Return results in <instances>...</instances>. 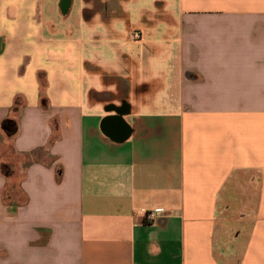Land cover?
Listing matches in <instances>:
<instances>
[{"label": "crops", "instance_id": "1", "mask_svg": "<svg viewBox=\"0 0 264 264\" xmlns=\"http://www.w3.org/2000/svg\"><path fill=\"white\" fill-rule=\"evenodd\" d=\"M93 1L0 0V264H264V0Z\"/></svg>", "mask_w": 264, "mask_h": 264}, {"label": "rangeland", "instance_id": "2", "mask_svg": "<svg viewBox=\"0 0 264 264\" xmlns=\"http://www.w3.org/2000/svg\"><path fill=\"white\" fill-rule=\"evenodd\" d=\"M51 1L53 0H43V4L47 5L50 4ZM94 1L93 0H74V10L73 11L75 14L77 13L79 18H80V25L76 26V23L74 22L75 18L74 15L72 16H62L61 14H58V22L56 23L58 29H62L65 32H69V34H75L78 36L82 42H83V51L86 53L87 51V43L88 41L90 42L89 38L87 37L88 34H90V28L89 24H87V16L85 13V9L87 8H94ZM164 3L166 6H173L176 4V0H131L130 1V6H128V9L131 11L132 16V23L135 25L132 28H129L128 30H131L130 32L128 31L125 32L126 38H130V40L134 41V38L136 37V34H139V24H142L145 19H159L161 18V15L163 14L164 11L159 9V4ZM168 8V7H167ZM165 13V12H164ZM98 16H95L93 18L92 22H95L97 20ZM51 22V21H49ZM55 24V22H53ZM139 23V24H138ZM138 24V25H137ZM92 25V24H91ZM99 28L96 27L95 30ZM158 30V29H157ZM145 33V32H144ZM100 35L101 37L102 34L99 33V31H94V35ZM158 34L161 35L159 32ZM92 35V34H91ZM133 37V38H132Z\"/></svg>", "mask_w": 264, "mask_h": 264}, {"label": "flooded vegetation", "instance_id": "3", "mask_svg": "<svg viewBox=\"0 0 264 264\" xmlns=\"http://www.w3.org/2000/svg\"><path fill=\"white\" fill-rule=\"evenodd\" d=\"M70 3H71V0H62L63 7H66Z\"/></svg>", "mask_w": 264, "mask_h": 264}, {"label": "built area", "instance_id": "4", "mask_svg": "<svg viewBox=\"0 0 264 264\" xmlns=\"http://www.w3.org/2000/svg\"><path fill=\"white\" fill-rule=\"evenodd\" d=\"M148 217H149L150 219H153V218L155 217V213H154V212H149V213H148Z\"/></svg>", "mask_w": 264, "mask_h": 264}]
</instances>
